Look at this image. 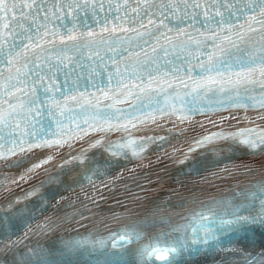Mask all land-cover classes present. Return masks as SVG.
<instances>
[{
	"label": "snow or ice",
	"instance_id": "obj_1",
	"mask_svg": "<svg viewBox=\"0 0 264 264\" xmlns=\"http://www.w3.org/2000/svg\"><path fill=\"white\" fill-rule=\"evenodd\" d=\"M197 116L207 127L172 145ZM77 141L79 159L99 149L121 172L156 145L180 164L239 151L264 169V0H0V161H35L8 183ZM257 199L236 264H264V181L196 217L193 234L230 226Z\"/></svg>",
	"mask_w": 264,
	"mask_h": 264
}]
</instances>
